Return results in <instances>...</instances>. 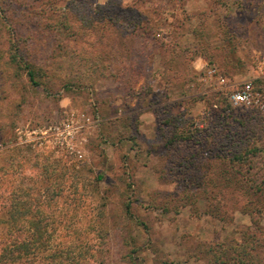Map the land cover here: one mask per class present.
<instances>
[{
	"label": "rangeland",
	"instance_id": "1",
	"mask_svg": "<svg viewBox=\"0 0 264 264\" xmlns=\"http://www.w3.org/2000/svg\"><path fill=\"white\" fill-rule=\"evenodd\" d=\"M245 80L264 102V0H0V200L61 185L88 264H264L249 192L168 163L186 129L264 119L226 97Z\"/></svg>",
	"mask_w": 264,
	"mask_h": 264
},
{
	"label": "trees",
	"instance_id": "2",
	"mask_svg": "<svg viewBox=\"0 0 264 264\" xmlns=\"http://www.w3.org/2000/svg\"><path fill=\"white\" fill-rule=\"evenodd\" d=\"M25 67L30 81L36 83L33 70L28 64ZM219 110L222 113L225 109ZM223 120L217 129L215 124L211 130L200 127L195 134L186 129L177 138H170L174 157L169 167L186 173L184 179H206L209 184H218L211 176L221 167L228 184L239 185L253 197L251 208L264 211V119L256 116L246 123ZM61 189L56 185L53 191L45 188L34 193L30 187H18L11 191L7 205L0 200V264H88L66 240L71 224L56 221L52 218L55 211L46 208L45 202L59 199ZM125 209L130 213L129 204Z\"/></svg>",
	"mask_w": 264,
	"mask_h": 264
},
{
	"label": "built area",
	"instance_id": "3",
	"mask_svg": "<svg viewBox=\"0 0 264 264\" xmlns=\"http://www.w3.org/2000/svg\"><path fill=\"white\" fill-rule=\"evenodd\" d=\"M203 79L209 81L218 90H225L227 87L226 78L214 66H207L203 71ZM226 97L233 106L255 105L264 108L260 93L254 88L251 80H245L235 84V86L225 91ZM216 107V105H214Z\"/></svg>",
	"mask_w": 264,
	"mask_h": 264
}]
</instances>
